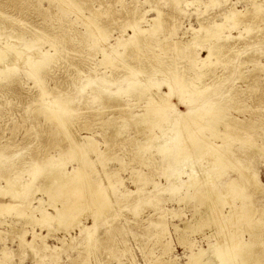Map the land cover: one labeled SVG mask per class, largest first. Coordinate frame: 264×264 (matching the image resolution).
I'll return each instance as SVG.
<instances>
[{"label":"rangeland","instance_id":"rangeland-1","mask_svg":"<svg viewBox=\"0 0 264 264\" xmlns=\"http://www.w3.org/2000/svg\"><path fill=\"white\" fill-rule=\"evenodd\" d=\"M258 6L264 0H0V204L29 213L42 199L57 215L39 225L16 209L0 210V264H160L167 256L184 262L191 248L179 241V230L199 214L201 227L188 235L194 250L213 255L211 243L238 244L229 264H264V9L256 13ZM159 11L162 30L151 22ZM214 22L224 26L211 39L186 48L178 43ZM209 46L211 64H197ZM166 81L179 87L170 99L163 96ZM152 100L165 106L162 118L147 113ZM51 102L65 103L52 112L62 125ZM201 111L205 116L196 119ZM65 129L92 161L86 179L72 181L78 200L71 206L73 196L37 191L42 177L29 174L36 161L50 167L49 156L63 151L68 171L79 166ZM180 130L187 132L182 141ZM112 172L122 185H110L119 176ZM138 173L144 180L132 182ZM6 178L24 198L2 193ZM207 195L226 213L242 206L244 219L230 225L223 216L230 226L220 227L219 209L220 217L209 220L201 205ZM34 226L49 245L39 255L38 244H20L24 231L33 240L27 231ZM216 257L212 263L224 262Z\"/></svg>","mask_w":264,"mask_h":264},{"label":"bare ground","instance_id":"bare-ground-1","mask_svg":"<svg viewBox=\"0 0 264 264\" xmlns=\"http://www.w3.org/2000/svg\"><path fill=\"white\" fill-rule=\"evenodd\" d=\"M67 2V1H66ZM188 3H190V4H192L193 3V1H187ZM186 2V3H187ZM260 5V4H259ZM263 6H258V8H256L255 9V11H256V13H261L262 11H263ZM241 12V11H240ZM236 12H234V17H232V18H234L235 19V23H240L241 21L236 17ZM233 15V14H232ZM241 15H243V14H241ZM163 15H162V13H161V11H159V13L157 14V16H155L154 18H152L151 19V22H152V25H153V27L156 29V30H162V29H164V25H163V23H162V21H163V17H162ZM217 27L216 29H214L213 27ZM224 26V24H218V23H213V25L211 24V25H201V27L200 28H198V29H193V34H192V36H191V38L190 39H188L187 41H179L178 43H181V45H185V46H183V47H188V46H190L191 45V43L193 42V41H197V42H199V41H206V40H208V39H211L213 36H215V34L217 33L216 31L217 30H220L222 27ZM94 29V28H93ZM135 29L137 30V32L139 31V33L140 32H143V31H145V30H147V28L146 29H141L140 27H137V26H135ZM201 31H205V33H200ZM102 32V31H101ZM96 33V32H95ZM103 34V33H102ZM8 45V44H7ZM180 45V46H181ZM209 49H210V51H209V54H208V56L207 57H205V58H200L199 60H197V64L198 63H202V65H204V66H207L208 64H211L210 62H212V60H211V58H212V55H213V48H211L210 46L208 47ZM18 51V50H17ZM0 57H2L1 55H0ZM1 59V58H0ZM176 74V73H175ZM203 74V73H202ZM199 76H200V74H199ZM202 77V76H201ZM200 77V78H201ZM175 78H176V80L178 81V80H180V78H181V75H175ZM180 81H182V80H180ZM179 81V82H180ZM168 84L167 85H169V91L168 92H165L164 93V97H166V98H168L169 96V99L172 97V96H174L173 95V93H175L174 92V89L177 87V86H175L174 87V89H173V86L175 85H173L172 83H173V81H166ZM178 82V83H179ZM180 84V83H179ZM185 84V83H184ZM148 86V85H147ZM186 86H188V84L186 85ZM189 87V86H188ZM179 87H177V89H178ZM181 88V87H180ZM148 89H150L149 88V86H148ZM153 89V88H152ZM176 89V90H177ZM151 90V89H150ZM175 90V91H176ZM179 90H181V89H179ZM183 90V89H182ZM182 92H187V90L186 91H182ZM176 93H177V91H176ZM172 94V95H171ZM179 94V93H178ZM177 94V95H178ZM162 95V94H161ZM157 97V96H156ZM159 98L161 97L160 95L158 96ZM157 97V98H158ZM175 97H176V95H175ZM157 98H156V101H157ZM164 99V104H166V103H168V102H170V100L168 101V99ZM155 99V98H154ZM162 99H163V97H162ZM160 100V99H158V100H160L161 102L163 101V100ZM152 101H154V100H152ZM156 101H154V103H153V105H152V103H150L149 105H148V108H147V113L148 114H150V113H152V112H154V113H156L157 114V117H161L162 118V116H163V114H162V111H161V108L162 107H164L165 108V106H163L162 105V103H161V105H162V107H160L161 105H160V102L158 103H155ZM53 102H55V101H53ZM61 103H62V105L63 104H65V103H63V102H60L58 105H61ZM170 103H172V102H170ZM170 103H168V105L170 104ZM58 105L57 106H55V105H52V102H51V109H54V110H52L51 111V109L49 110V112L52 114V115H55L54 117L56 118V120H57V123H59V124H63V117H61L60 115H57L58 113H56V114H54V113H52L53 111H55V108H57L58 107ZM49 107V106H48ZM54 107V108H53ZM159 108V109H158ZM217 108V107H216ZM215 109V108H214ZM176 111V110H175ZM206 111H208L207 109H206ZM48 112V113H49ZM184 115V117L185 116H189V114L187 113V114H183ZM166 116H168L167 114H166ZM202 116H205V113L203 114V112L201 111V113H197V114H195V116L194 117H196V119H197V117H199V118H203ZM186 119V118H185ZM185 119H183V121L185 120ZM185 122H188V119L185 121ZM176 124V123H175ZM171 125V124H170ZM181 125V124H180ZM117 126V125H116ZM187 126V125H186ZM169 129H171V126H169ZM175 129H176V127H175ZM175 129H174V132H175ZM184 129H189L188 128V126L187 127H185ZM184 129H182V130H184ZM140 131H142L141 129H139ZM179 130V129H178ZM182 130H180V134L178 135V136H176V137H180L181 136V141L183 140V136H184V139H185V132L184 131H182ZM194 130L196 131V129H193V132H194ZM65 131V133L67 134V136L70 138V140H71V144H70V147H69V150L71 151V153L73 154V155H75V157H76V159H77V161L79 162V166L78 167H73V169L71 170V171H68L66 168V162L64 161V157L62 156V155H67L68 156V152L69 151H63L62 153L63 154H61V156L59 157V158H56V157H50L49 156V158L47 159V160H49V162H50V164H51V166L50 167H46L45 166V163L44 164H42V162L41 161H36L35 162V166H34V168H33V170L29 173L30 175H31V178H30V180L33 178V177H37V176H39V177H42V185L40 186V187H38V189H37V191H41V192H46V193H50V192H52L53 194L54 193H56V192H60L61 193V196H67V197H72V198H70L71 200L69 201V204H70V206L73 204V203H75L77 200H78V193H76L77 191H76V189H77V186L78 185H75L74 183H72V181H74L75 180V177H77V176H79L80 175V177H82L83 179H86V175L88 174V172L86 171V169H85V165H87L88 163H90V162H92L91 161V159H90V157L88 156V158H86V159H83L82 158V151H85L84 150V144H82V143H79V142H77V141H75L73 138H72V135L70 134V131H68V129H65L64 130ZM150 131H152V129L150 130ZM154 131V130H153ZM149 132V131H148ZM197 132V131H196ZM195 132V133H196ZM154 133V132H153ZM153 133H151V135L153 134ZM156 133V132H155ZM187 133V132H186ZM147 134V133H146ZM149 134V133H148ZM193 134V133H192ZM191 134V135H192ZM198 134V133H197ZM225 134V133H224ZM150 135V134H149ZM150 135V136H151ZM176 135H177V132H176ZM168 136H169V134H168ZM197 136V135H196ZM175 137V136H174ZM199 137V136H198ZM189 138H191V139H193L192 137H189ZM197 138V137H196ZM171 140V139H170ZM172 140H173V138H172ZM195 140V139H194ZM197 140V139H196ZM180 141V140H179ZM178 142V141H177ZM185 142H188V140H184L181 144H186ZM179 145H180V143H179ZM89 146L91 147V149H93V151L94 152H96L98 155L100 154V153H102L101 152V150L99 149V147L97 146V142L96 141H94V140H91L90 141V143H89ZM190 147V146H189ZM182 151V150H181ZM87 152V151H86ZM183 152V151H182ZM81 153V154H80ZM104 154V153H103ZM181 154V153H180ZM102 155V154H101ZM68 158V157H67ZM101 158H102V156H101ZM100 158V159H101ZM105 159V158H104ZM181 159V158H180ZM84 163H83V162ZM104 160H101V162H103ZM212 164V163H211ZM181 168V167H180ZM241 168V167H240ZM202 169V168H201ZM137 172H138V170H137ZM202 172V171H201ZM136 173V172H135ZM109 174H111V175H115V176H118L119 174L118 173H114V172H112V173H109ZM145 174V173H144ZM143 173H138L136 176H133V180H132V182H134V183H138L139 181H142V180H144V175ZM205 174V173H204ZM210 174V173H209ZM212 174V173H211ZM202 175V174H201ZM212 176V175H211ZM63 177H65V179H63ZM209 177V176H208ZM199 178V177H198ZM200 178H202V176L200 177ZM199 178V179H200ZM253 179H254V177H253ZM200 181V180H199ZM198 182V181H197ZM201 182H202V180H201ZM254 182H256L255 181V179H254ZM83 183H85L84 185H83ZM123 184L124 183V179L119 175L118 176V180H117V182L115 183V182H110V185L111 186H115L116 184ZM257 183V182H256ZM14 184H15V182L12 180V179H9V178H6V184L5 185H3L2 187H1V190H2V193H4V194H6V195H9V196H11L13 199H18V198H24V191L20 188V186L19 187H16V186H14ZM24 184V183H23ZM54 184H57V186H55V187H53V185ZM199 184V183H198ZM204 184V183H203ZM207 184V183H206ZM205 184V185H206ZM228 185H230L231 184V181H229L228 183H227ZM18 185V184H17ZM81 185H83V186H89V185H95V182H93V181H89V182H87V181H84V180H81ZM195 186L197 185V183L196 184H194ZM257 185V184H256ZM203 186V185H202ZM251 186H252V184H251ZM208 186L206 185V188H207ZM259 187V186H258ZM258 187H256V189H258ZM85 188H87V187H85ZM212 188V187H211ZM213 188H215V187H213ZM138 190L140 189V188H137ZM220 189V188H219ZM211 190V189H210ZM209 190V191H210ZM86 191H87V189H86ZM89 191V190H88ZM210 192H212V191H210ZM88 193H90V192H88ZM208 193V192H207ZM215 193V192H214ZM218 193H219V191H218ZM86 194H87V192H86ZM210 194V193H209ZM220 194V193H219ZM83 195V194H82ZM88 195V194H87ZM221 195V194H220ZM220 195H219V197H220ZM199 196V195H198ZM208 196V195H207ZM213 196V195H212ZM209 198H205V199H203L202 201H201V205H205V208H204V211H206V213H207V216H209V220H211L212 221V219H215V217H217V213H219V212H221V214H222V226H220V227H223V228H228L234 221H236L237 219H244V216H243V209H242V206H238L239 207V209L238 210H236V209H233L232 210V212L231 211H228V213H226V212H223V209H216L215 208V206H214V201L213 200H215V199H217V198H215V199H213V198H211L210 199V197H211V195H209L208 196ZM218 197V196H217ZM55 199V198H54ZM87 199H89V198H87ZM39 201H37V202H39V204L40 205H37L36 207H33L32 205L31 206H28V209L30 210V212L29 213H26V210H24V211H18L17 210V208H16V206H15V204L14 203H2V204H0V210H7V211H14L15 209V211L17 212V216L19 215V216H23V217H25V218H27V219H31L34 223H37V224H39V225H42V224H46V223H48V222H50V221H52V220H54V219H56L57 218V215H54L52 212H50L48 209V207L47 206H45V203H43L42 202V199H38ZM56 200V199H55ZM110 200V199H109ZM90 201V200H89ZM105 201V200H104ZM117 201H119V200H117ZM227 201V200H226ZM217 202H220L219 200L217 201ZM230 202V201H229ZM216 203V202H215ZM228 203V202H227ZM226 203V204H227ZM231 204V203H230ZM216 205H218L217 203H216ZM108 206H109V204H108ZM219 206H221L220 204H219ZM222 207H224V204H223V206ZM77 208V207H76ZM218 208V207H217ZM91 209V208H90ZM63 210V209H62ZM82 210V209H81ZM89 210V209H88ZM219 210V212H217ZM15 212V213H16ZM58 212H59V210H58ZM198 212V211H197ZM217 212V213H216ZM216 213V214H215ZM230 213H232V215L230 214ZM235 213H236V215H235ZM198 214H199V212H198ZM220 214V215H221ZM228 214V215H227ZM60 215H61V212H60ZM219 216V215H218ZM223 216H224V219H225V217H227V219H226V221L229 223L230 222V225L227 223V222H225V220H223ZM199 217L201 218L202 217V214H199ZM199 217H197V218H194V216L192 217V218H190V219H188L186 222H185V226L182 228V229H180L179 230V241H181L182 242V244H188L189 245V248H191V253H190V255H188V260H186V261H184V262H181V260H180V258H178L177 256H169V258H168V256H167V259H162V260H160V264H217L216 262H214V263H212V261H216V259H212V257H216V255H217V259L219 258V257H221L222 259H224V262H222V263H219V264H229V262L231 261L230 260V256L232 257V255L235 257V253L237 252V250H238V248H239V246H238V244H237V246L235 245V244H227V245H225V246H221V244L219 243L218 244V242H217V244L216 243H214V244H212L211 243V248L212 249H210V251L211 250H213V255L212 254H209V252H208V250L209 249H207V248H199L198 247V249L197 250H194L193 248H195V247H193V246H197L196 245V242L194 243V239H193V241L192 240H190L189 239V237H188V235L189 234H191V232L192 231H196L198 228H200L201 227V223H200V218ZM220 217V216H219ZM234 217V218H233ZM220 219V218H219ZM238 221V220H237ZM36 224V225H37ZM85 226V225H84ZM80 227H83V226H80ZM163 230V232H162V235H164V232L166 231V228H165V226H164V228L162 229ZM161 230V231H162ZM216 230V229H215ZM218 230V229H217ZM51 230L49 229V232H50ZM214 231V230H213ZM27 232H30V233H32V235H33V240L32 241H30V242H27V239H26V236H25V233H26V231H24L22 234H20L19 235V238H20V244H22V245H29V244H32V246H30V247H33V244H38L37 246L35 245V250L37 251V254L39 255V254H41L42 252H44L45 250H47L48 248H49V245L46 243V241L44 240L45 238H46V235H42L40 232H38L36 229H35V226L32 228V230H29V231H27ZM216 232L217 231H214V233H211V235H213V234H215V235H213V236H216ZM233 233V232H232ZM27 234V233H26ZM158 235V234H157ZM159 236H161V235H159ZM225 236H227V235H225ZM164 237V236H163ZM234 238V237H233ZM38 239H42V243L41 244H39L38 242H37V240ZM60 239V238H59ZM62 240V239H61ZM229 240V239H228ZM62 241H64V240H62ZM61 241V242H62ZM161 241V240H160ZM186 241V242H185ZM196 241V240H195ZM64 243H65V241H64ZM63 243V244H64ZM166 244V253L168 254V253H170V250H171V247H170V245H169V241H167V243H165ZM240 249V248H239ZM3 251V254H4V257H6L7 255H8V250L6 249V247H3V249H2ZM239 252H240V250H238ZM165 253V252H164ZM161 255V254H160ZM207 256V257H206ZM159 257V256H158ZM160 257H162V256H160ZM220 258V259H221ZM156 260H159V258L158 259H156ZM223 261V260H222ZM155 262V261H154ZM156 262H159V261H156ZM156 262H155V264H156ZM150 263V262H149Z\"/></svg>","mask_w":264,"mask_h":264}]
</instances>
